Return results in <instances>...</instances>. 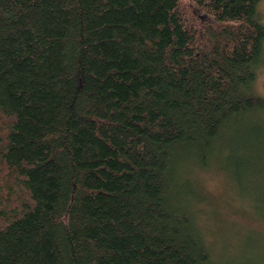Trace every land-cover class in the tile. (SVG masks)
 <instances>
[{"label": "trees", "instance_id": "trees-1", "mask_svg": "<svg viewBox=\"0 0 264 264\" xmlns=\"http://www.w3.org/2000/svg\"><path fill=\"white\" fill-rule=\"evenodd\" d=\"M261 1L0 0V264H224L194 175L264 191Z\"/></svg>", "mask_w": 264, "mask_h": 264}, {"label": "rangeland", "instance_id": "rangeland-1", "mask_svg": "<svg viewBox=\"0 0 264 264\" xmlns=\"http://www.w3.org/2000/svg\"><path fill=\"white\" fill-rule=\"evenodd\" d=\"M259 11L264 23V0ZM254 92L264 98V64ZM194 176L202 190L203 209L198 225L205 231L202 230L205 239L213 246L217 258H223L224 264L228 257L232 264H241L255 250L258 258L262 252L264 257V204H260L264 191L256 187L255 180L233 181L222 167L198 171Z\"/></svg>", "mask_w": 264, "mask_h": 264}]
</instances>
